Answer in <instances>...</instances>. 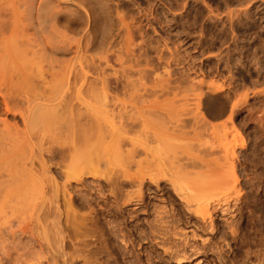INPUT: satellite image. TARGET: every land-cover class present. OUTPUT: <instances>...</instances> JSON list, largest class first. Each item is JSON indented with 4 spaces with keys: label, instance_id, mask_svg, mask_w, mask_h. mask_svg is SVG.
<instances>
[{
    "label": "bare ground",
    "instance_id": "obj_1",
    "mask_svg": "<svg viewBox=\"0 0 264 264\" xmlns=\"http://www.w3.org/2000/svg\"><path fill=\"white\" fill-rule=\"evenodd\" d=\"M209 1L0 0V216L18 213L2 214L18 216L9 229L0 219V264H120L115 250L139 260L114 225L86 233L79 208L96 197L114 202L101 215L134 218L126 202L179 199L149 225L159 264L220 257L219 234L264 235V0ZM94 153L121 169L103 176L83 160ZM90 173L106 177L94 192ZM37 232L58 256L30 246Z\"/></svg>",
    "mask_w": 264,
    "mask_h": 264
},
{
    "label": "rangeland",
    "instance_id": "obj_2",
    "mask_svg": "<svg viewBox=\"0 0 264 264\" xmlns=\"http://www.w3.org/2000/svg\"><path fill=\"white\" fill-rule=\"evenodd\" d=\"M210 2V4H212L213 6L215 5V2H214V0H211V1H209ZM224 8H226V9H228V8H230V6H224ZM262 11H264L263 9H261ZM262 25L263 26H261L260 28H262V29H260L259 28V31H261V35H262V38L264 37V21H263V23H262ZM258 31V30H257ZM71 92H73V91H70V93ZM70 93H68V94H70ZM68 94H66L67 95V100L66 101H68V99H72V98H69L68 97ZM73 95H74V92H73ZM72 95V96H73ZM70 97H71V94H70ZM74 98V97H73ZM69 102V103H68ZM68 102H66V103H68V104H70V101H68ZM72 102H73V100H72ZM77 105H75V107H76ZM78 108V107H77ZM75 110V113H77L76 112V108L74 109ZM68 113H69V111H67ZM70 114H68V117H71V116H69ZM64 116H66V114L64 115ZM10 117V116H9ZM74 117H75V119H72V122L73 123H75V126H76V122L78 123V119H77V116L76 115H74ZM65 118V117H64ZM67 118V117H66ZM64 119V120H67V119ZM11 119V121H13V119H12V117L10 118ZM69 119H71V118H69ZM65 123V125H66V121L64 122ZM71 123V122H70ZM69 123V124H70ZM83 123V122H82ZM68 124V126H67V128H69V127H71L70 125L72 124H70L69 125ZM57 126H58V124H57ZM78 126V125H77ZM76 126V127H77ZM53 127V126H52ZM69 131L70 130H68V133H69ZM71 135L73 136V137H76V135H77V133H76V135L75 134H72V133H70L69 134V136H68V134L65 136H62L61 138L62 139H64V137H71ZM79 135V134H78ZM73 137H71V138H73ZM80 137V135L79 136H77V138H79ZM65 140V139H64ZM66 140H67V142H69L71 139H69V141H68V139L66 138ZM65 140V141H66ZM99 153V152H98ZM98 153H94L95 154V156H94V154L92 155L93 157H97L98 155ZM101 154H102V152H101ZM100 155V154H99ZM102 157L99 159L98 158V161H99V163H98V161H97V158H96V161H95V164H91L90 162H89V160H90V158L89 157H83L84 159V162H85V164H88L89 163V165L91 166V167H94V166H96V170H98L99 169V171H102L103 172V176H104V173L106 172V168H108V170L110 169V165L108 166V167H103V165H105V164H103L102 162H104L103 161V155H101ZM90 157H91V155H90ZM102 159V160H101ZM80 162H83V161H80ZM87 162V163H86ZM83 165L81 166L82 168H85V166H84V163H82ZM102 164V165H101ZM114 165H115V163H113ZM117 165H119V163L117 164ZM121 165V164H120ZM119 165V167L117 168V167H114L115 169H113V170H115V171H117L119 168L121 169V166ZM88 165H86V168H88L89 170H91V171H95V168L92 170V168L90 167V166H88ZM113 166V165H112ZM116 166V165H115ZM55 166H53V170H52V172H53V174L56 172L57 174H58V167L56 166L55 168H54ZM91 168V169H90ZM88 169H86V170H88ZM117 169V170H116ZM111 170V169H110ZM109 170V171H110ZM112 170V172H111V174H113L115 171H113ZM99 171H96V172H99ZM101 172V173H102ZM108 172V171H107ZM110 172H108V174L110 173ZM55 173V174H56ZM100 173V172H99ZM40 174V173H39ZM41 175V174H40ZM61 175V174H60ZM89 175V174H88ZM106 175H107V173H106ZM55 176V175H54ZM62 176V175H61ZM60 176V177H61ZM87 175H85V177H86ZM93 177V175H91V173H90V175L89 176H87V179L88 180H86V182H85V186L86 187H84L85 189H88V188H90V189H92V188H96V187H94V186H97V185H99L100 184V182H99V184H98V182H97V180H96V178H95V180H94V177ZM45 177V176H44ZM43 177V178H44ZM57 177H59V175H56L55 176V178H57ZM46 178V177H45ZM44 178V179H45ZM99 178L103 181H105V179H106V177L104 178H102V176H99ZM64 179V178H63ZM62 177H61V180L59 181L58 179H55V181L56 182H58L57 184H59V183H61L62 182ZM45 180H48V178L47 179H45ZM45 180H44V182H45ZM58 180V181H57ZM65 180V179H64ZM64 180H63V182L61 183V184H59L60 186L59 187H62V184H64ZM93 180H94V182H93ZM92 181V182H91ZM102 182L101 184L103 185V183H105V182ZM47 182V181H46ZM46 182H45V184H46ZM50 182V181H49ZM48 182V183H49ZM95 182H97V183H95ZM71 187H73V188H80V187H78V186H80L79 184H78V186H76V182L74 183L73 181H71ZM89 183H90V186L88 187V185H89ZM93 183H94V186H93ZM76 186H74V185ZM86 184H88V185H86ZM100 184V185H101ZM163 184V183H162ZM48 185V184H47ZM49 185H50V183H49ZM70 184H68L67 186L68 187H70L69 186ZM73 185V186H72ZM91 186H92V188H91ZM70 187V188H71ZM81 188H83V187H81ZM107 188H108V186H105V189H106V191H107ZM153 188V187H152ZM154 189V188H153ZM151 191V190H150ZM150 191H148V192H150ZM92 192H94L93 191V189H92ZM160 194V193H159ZM152 195L151 194V192L149 193V195H148V200H150V201H148L149 202V206H143V207H145L144 209L142 208V206H140V205H136L133 201L132 202H129V203H127L126 202V204H124V206L125 207H127L126 209H128V210H131L130 208H132V209H137L138 210V208H139V211H137L138 212V214H139V216H140V218L138 217H135L134 218V213H135V215H136V212H134V213H132V215L133 216H131V214L129 215H127V213L126 214H124V215H121V216H118V215H116V216H114V215H110V214H108V215H104L103 216V214L101 215L100 213H101V211L103 210V211H107L109 208H111V204L112 203H114V202H111L113 199H111V201L110 202H106V203H104L103 201H101L102 199L101 198H97L96 197V201H95V199H94V201H92V205H87L86 207H81V208H79V210L81 211V213H82V210L85 212V214L84 213H82V214H84V215H86V220H87V222L86 223H89L88 225L86 224V225H84V230L86 231V233H87V229L85 228V226L86 227H89V230L91 229L92 230V232L93 233H95V234H97V235H100L101 234V236H103L104 234V236L105 237H107L108 235H109V233H110V231H108V230H110L109 228H111V226H113L114 225V228L116 229L117 228V230L118 231H122V233H120V232H118V233H120V234H124V236H122L121 237V235L119 234V236H120V239H119V237L117 238L118 239V244L115 242V244H116V246L117 245H119L120 244V246L121 245H123V243L124 242H127L126 243V245L129 247V250H130V248L131 249H133L134 247V249H136L135 251H134V253H138L139 254V256L138 257H140L139 258V260H141V261H139V260H137V261H135V258H132V255H131V257L130 256H126V257H123V256H121V255H119L118 253H117V250H115L114 252L117 254L116 256L118 257V260H119V263L120 264H159V260H158V256L156 255V252H152L153 250H152V247H149L150 245H151V242H152V240H153V237H154V239L157 241V240H159V239H156V238H159V237H156L155 235L157 234V232L155 233V232H151L155 227H154V225L156 226V224H158V222L159 221H157V219H159V217H157V219H156V216H157V212L156 211H158V209H159V211H160V209H162V208H165V209H168V212H171V210H172V208H176L177 206V202L178 201H176V200H179V199H175L173 196H169L168 194L167 195H165V193H162L161 192V194L160 195ZM162 195H164V196H162ZM96 195H94V197H95ZM169 197V198H168ZM170 197H172V198H170ZM61 199H62V197H61ZM172 200V204H171V201L170 200ZM99 200V201H98ZM173 201L175 202V205H174V203H173ZM94 202V203H93ZM102 202V203H101ZM165 202V203H164ZM100 203V204H99ZM108 203V204H107ZM91 204V203H90ZM165 204V205H164ZM104 205V206H103ZM167 205V206H166ZM103 206V207H102ZM9 207V206H8ZM17 208H14V207H12L14 210L16 209L17 211H19V207L18 206H16ZM89 207H91V208H89ZM113 207V206H112ZM138 207V208H137ZM140 207H141V209H140ZM167 207V208H166ZM5 208V207H4ZM7 208V207H6ZM96 208V209H95ZM170 208H171V210H170ZM10 210L11 209V207L10 208H7V210ZM92 209V210H91ZM104 209H106V210H104ZM164 209V210H165ZM5 210L6 209H3V213L1 212V221H4L5 220V217L6 216H8L9 217V214H12V216H13V214H14V212H13V210L11 211H8V214L7 213H4L5 212ZM16 210H15V212H16ZM127 210V211H128ZM163 210V209H162ZM170 210V211H169ZM79 211V212H80ZM95 211V212H94ZM99 212V213H98ZM167 212V213H168ZM173 212V211H172ZM81 213H79V214H81ZM89 214V216L87 217V214ZM98 215H97V214ZM5 216L6 214V216L4 217L3 215ZM16 214H18V213H16ZM16 214H14V215H16ZM93 214V215H92ZM101 216H100V215ZM171 214V213H170ZM97 215V216H96ZM164 215V214H163ZM165 215H167V214H165ZM65 216H66V214H65ZM65 216H62V217H64L63 219H65ZM90 216H91V218H92V220L94 221L93 223H91L92 221L91 220H89V218H90ZM93 216V217H92ZM107 218H106V217ZM114 216V217H113ZM220 218H219V217ZM217 216V218H219V219H217L216 220V223L217 222H219L218 224L219 225H221V226H223V224L225 225V223H226V221H224L225 219L221 216V215H218ZM7 217V218H8ZM11 217V216H10ZM98 217V218H97ZM100 217V218H99ZM222 217V218H221ZM4 218V219H3ZM6 218V220L4 221V223H3V226L4 225H6L5 223H6V221L8 220ZM12 218V217H11ZM16 218H18V216L16 217ZM16 218L14 219V217L12 218L13 220H11L10 218H9V220L12 222L13 221V223L12 224H15V222L17 223V225H18V221L16 220ZM96 218V219H95ZM166 220L167 219H169V218H167V217H164ZM3 219V220H2ZM98 219V220H97ZM102 219V220H101ZM116 219V220H115ZM133 219V220H132ZM156 219V220H155ZM224 219V220H223ZM66 220V219H65ZM89 220V221H88ZM160 220V219H159ZM242 220V219H241ZM1 221H0V223H1ZM10 221H7L8 223L10 222ZM63 221V220H62ZM111 221V222H110ZM155 221H156V223H155ZM222 221H224V222H222ZM65 222V221H64ZM101 222H103V223H101ZM153 222H154V224H153ZM222 222V223H221ZM239 222L241 223V221L239 220ZM69 223V222H68ZM68 223H66L67 224V227L69 228V230L65 227V230L67 229L68 230V232H71L70 230H73V232H74V227H73V229L72 228H70V226H73V225H69L68 226ZM98 223V224H97ZM128 223V224H127ZM160 223V222H159ZM9 224H11V223H9ZM49 224H51L50 222H49ZM66 224H65V226H66ZM105 224V225H104ZM107 224H109V225H107ZM127 224V225H126ZM139 226H138V225ZM150 224H152L153 226L152 227H154V228H152V230H151V226H149ZM2 225V223L0 224V226ZM52 225V224H51ZM51 225H49V226H51ZM99 225H100V227H99ZM120 225V226H119ZM227 225V224H226ZM226 225L224 226V227H226ZM7 226H8V224H7ZM4 226V229L5 228H7V229H9L8 227H10V226ZM53 226V225H52ZM51 226V232H53L52 234H48V233H46V234H48V236L47 235H45V236H47L48 237V239L50 238V235H52L53 236V234H54V231L52 230L53 229V227ZM96 226H98V228L96 227ZM137 226V227H136ZM11 227H13V226H11ZM18 227V226H17ZM103 227V228H102ZM108 227V228H107ZM126 227V228H125ZM14 229L16 228V225H15V227H13ZM50 228V227H49ZM94 228H95V230H94ZM130 228V229H129ZM250 227H248V229H249ZM13 229V230H14ZM17 229V232L15 231H13V234H14V237L15 236H18V235H15V233L16 234H19V231H18V228H16ZM15 229V230H16ZM100 229V230H99ZM227 229V228H226ZM248 229H246V230H248ZM3 230V229H2ZM75 230H76V227H75ZM88 230V231H89ZM98 230L99 231H101L102 233H100L99 232V234H98ZM127 230V231H126ZM133 230V231H132ZM135 230V231H134ZM250 230V229H249ZM0 231H1V227H0ZM10 231H12L11 230V228H10ZM78 231H80V230H78ZM47 232H49V230H47ZM67 231L65 232L66 234L68 233ZM73 232L72 233H68L67 235L68 236H71V234H73ZM91 234H93L91 231H89ZM107 232V233H106ZM109 232V233H108ZM133 234H132V233ZM40 233H41V231H40ZM40 233H36V236H34L33 238H26V237H28V235H25L26 237V239L27 240H31V243H30V240L28 241L30 244H28V245H30V246H35L37 243H44L45 244V246H47V247H45L44 248V250H45V252H43L44 254V256H45V258L44 259H46V258H48V259H50L49 258V255L50 256H58L57 254H56V252H55V254L54 253H52L51 251L53 250V252H54V249L52 248L54 245H52V247H51V245H50V247H49V245H48V242L46 243V239L45 240H43L41 237H44V236H40ZM45 233V232H44ZM44 233H41V235H43ZM104 233V234H103ZM70 234V235H69ZM87 234H89V233H87ZM91 234H90V236H91ZM150 235V236H149ZM154 235V236H153ZM158 235V234H157ZM169 235V234H168ZM207 235H209V236H211V234L210 233H208ZM248 235V234H247ZM247 235H243V236H239V237H233L232 235H222V234H219L218 236H220V238L222 239H220V238H218V236H217V241H214L215 243L216 242H218V243H216V244H218V245H220V242H221V245L220 246H222L221 247V249L220 248H218L217 249V252H219V251H221V252H219L220 253V255H222V256H220V257H222V258H220L218 255V253H216L215 251L213 252L212 251V253L209 255L210 257H207L208 258V262L206 263V260H205V262L203 263V264H263L264 263V235H261V236H247ZM67 236V237H68ZM72 236H74V234L72 235ZM71 236V237H72ZM130 236H131V238H130ZM170 236V235H169ZM38 237V238H37ZM123 237H124V239L126 238L127 239V241L126 240H123ZM128 237V238H127ZM150 237V238H149ZM156 237V238H155ZM232 237V238H231ZM252 237H254V238H252ZM34 238H36L37 239V243H36V241L35 240H32V239H34ZM40 238V239H39ZM73 238V237H72ZM143 238V239H142ZM25 239V240H26ZM51 239H53V238H51ZM51 239H49V240H51ZM220 239V240H219ZM16 240H17V237H16ZM27 240H26V242H27ZM121 240H122V242H121ZM215 240V239H214ZM33 241H35V243L36 244H34L33 243ZM40 241V242H39ZM112 241V240H111ZM133 241H135V242H133ZM220 241V242H219ZM27 242V243H28ZM53 242V240L51 241V243ZM133 242V244H131ZM139 243V244H138ZM68 244H70V242L68 243V241H67V245ZM114 244V245H115ZM143 244V245H142ZM145 244V245H144ZM148 244H149V246H148ZM38 245H40V244H38ZM135 245V246H134ZM218 245H216V246H218ZM133 246V247H132ZM138 246V247H137ZM219 246V247H220ZM67 247V246H66ZM70 247V246H69ZM161 247L162 246H158V247H156V251H157V253H161V251H162V249H161ZM39 249H41L40 247H38ZM37 248V249H38ZM49 248H51V249H49ZM36 249V248H35ZM38 249V250H39ZM67 250H71V248L70 249H68V248H66ZM42 250V249H41ZM43 250V251H44ZM49 251V253H48V255L47 254H45L46 253V251ZM234 250V251H233ZM40 251V250H39ZM47 251V252H48ZM57 251V250H56ZM51 253V254H50ZM130 253H132L131 252V250H130ZM151 253V254H150ZM54 254V255H53ZM147 254V255H146ZM46 255H47V257H46ZM213 255V256H212ZM148 256H150L151 257V259H150V257L148 258ZM157 258H156V257ZM216 256H218L221 260H219V259H217L218 257H216ZM123 257V258H122ZM224 257V258H223ZM261 257H263V258H261ZM42 257L41 258H39L40 260L42 259V260H44ZM202 258H204V256L202 257ZM213 258V259H212ZM122 259V260H121ZM129 259V261H127ZM134 259V260H133ZM223 259V260H222ZM144 260V261H143ZM149 260H151V261H149ZM167 260H169V259H167ZM218 260V261H217ZM230 260V261H229ZM45 261V260H44ZM44 261H42V262H44ZM46 261H47V259H46ZM46 261H45V263H46ZM134 261V262H133ZM139 261V262H138ZM153 261V262H152ZM157 261V262H156ZM175 261V262H174ZM196 260H193V263L191 262V261H188L187 263L185 262V264H195L196 262H195ZM212 261V262H211ZM223 261H225V262H223ZM227 261V262H226ZM165 263L164 264H177L176 263V260H174L173 259V261L172 260H170V261H168V262H166V261H164ZM215 262V263H214ZM217 262V263H216ZM228 262H230V263H228ZM160 264H161V262H160ZM163 264V263H162Z\"/></svg>",
    "mask_w": 264,
    "mask_h": 264
}]
</instances>
